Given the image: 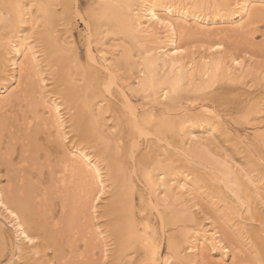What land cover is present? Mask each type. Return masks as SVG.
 Here are the masks:
<instances>
[{"label": "bare ground", "instance_id": "6f19581e", "mask_svg": "<svg viewBox=\"0 0 264 264\" xmlns=\"http://www.w3.org/2000/svg\"><path fill=\"white\" fill-rule=\"evenodd\" d=\"M84 2L81 12V0H0L1 264H191L195 251L204 264L216 247L215 264H238L223 261L218 230L191 216L192 186L174 169L197 157L199 182L222 183L237 219L259 233L264 264V228L245 224L264 200L217 142V126L230 132L209 104L227 86L217 81L249 74L225 48L252 39L264 0ZM195 38L208 51L199 64L187 50ZM243 140L226 138L236 149Z\"/></svg>", "mask_w": 264, "mask_h": 264}, {"label": "rangeland", "instance_id": "374dc122", "mask_svg": "<svg viewBox=\"0 0 264 264\" xmlns=\"http://www.w3.org/2000/svg\"><path fill=\"white\" fill-rule=\"evenodd\" d=\"M81 2L83 7L81 12H84L85 8L88 7V4L85 3L84 0H81ZM254 25V34L251 40L243 38L232 40L225 48L227 54L225 55L226 59L229 58V55L237 54L241 56L239 57L240 60H245L250 64L249 67H251V69L248 72L249 74L244 79L238 80L227 78L217 81L214 86L216 84V86H218L220 83H224L227 86L221 90L218 87L213 86L214 91H221L217 97L220 98L221 101L220 103L213 102L209 104L212 110L222 115L230 132L229 134H223L220 132L221 129L217 126L218 131L217 134H215L217 142L232 156L233 160L241 166L246 173V177H250L251 180L254 181L260 192V199L264 200V20L258 21V23H255ZM84 30V23L77 18L76 25L72 32V40L76 46H78V51L82 58L84 56V48L82 45L83 38L80 34H82ZM189 42L190 40L187 41V43ZM189 44L187 50L194 52V57L197 63L199 64L202 60H205L201 55L204 54L205 57L208 55L206 44L201 43L200 40H197L196 38ZM228 62L230 63L229 60ZM116 100L117 99L114 101ZM10 103L12 105L13 101ZM115 107V105H112L111 108H109V111L104 113V119L101 120V123L106 128L109 125H112V117L109 113ZM14 112L15 107L12 106L8 110V115L12 116ZM253 135H255V138ZM232 136L234 138L238 137L239 139H244V144H239L241 147L237 146L236 149L235 146H232V143L226 141V138L231 139ZM176 164L178 165L174 169L175 174L185 175V183L190 182L188 183L190 186L188 184L186 186H192V194L195 199L192 198V200L188 201V204L190 205V203L193 202L197 203L195 204L196 206L191 209L198 212L199 215L194 212L191 216H194V219L196 218L197 223H201L200 225L202 227L211 229V227L214 226L216 231L218 230L220 233L217 237L222 241L221 244L228 246V251L223 261H225V263H230L234 257H236L234 260L238 264H262V259H259L261 250L256 249L255 246V238L259 233L255 232L257 234H253V232H249L248 226H243L244 223L242 224L240 220L237 219L238 212H235L237 211V206L234 204L236 199L231 192L224 188L222 183L219 184V189L216 188V190L212 187L211 191L209 188V186H211L210 183H200V180L196 178L194 171L199 173H204V170L206 171L204 167H201L203 164L206 165L203 159L197 157L196 159H193L192 162H185L182 160L181 164L180 162H176ZM179 170L181 171L178 172ZM141 177V174H138L137 178L140 181L136 179L138 186L137 192H139V190L144 192L145 187ZM220 191H223L222 196L217 194ZM179 194L181 193H177L176 196L182 198L179 197ZM180 196H183L181 199L183 202L188 200L186 195ZM223 197L224 199H222ZM181 200L178 199V201ZM229 203L230 205H228ZM245 217L247 221L245 224L250 223V226H254L255 228H264V207H261L258 213H251ZM189 222L192 223L193 221L190 220ZM0 223L9 226L5 217L1 215V209ZM183 244L184 246L186 245V243ZM218 250L219 247L218 249L216 247L207 253V259L205 260L207 264L209 261L212 264H215L216 261L220 260ZM160 252H162V254L165 253L164 242L161 244ZM197 253L198 251H195L193 262L191 264H201L200 255ZM3 254L6 255L5 257H2L1 260L5 263L9 258V253L3 252ZM239 258L242 259V262H238L240 260ZM205 261L204 264L206 263Z\"/></svg>", "mask_w": 264, "mask_h": 264}]
</instances>
